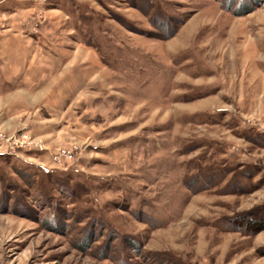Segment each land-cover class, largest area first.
<instances>
[{
	"label": "rangeland",
	"instance_id": "374dc122",
	"mask_svg": "<svg viewBox=\"0 0 264 264\" xmlns=\"http://www.w3.org/2000/svg\"><path fill=\"white\" fill-rule=\"evenodd\" d=\"M4 67L0 264H264V0H0Z\"/></svg>",
	"mask_w": 264,
	"mask_h": 264
},
{
	"label": "built area",
	"instance_id": "2783aa9c",
	"mask_svg": "<svg viewBox=\"0 0 264 264\" xmlns=\"http://www.w3.org/2000/svg\"><path fill=\"white\" fill-rule=\"evenodd\" d=\"M74 156L75 155L73 154V152H71L69 149H63L57 153L56 160L59 162H61L63 159L72 160Z\"/></svg>",
	"mask_w": 264,
	"mask_h": 264
},
{
	"label": "crops",
	"instance_id": "0c3cea01",
	"mask_svg": "<svg viewBox=\"0 0 264 264\" xmlns=\"http://www.w3.org/2000/svg\"><path fill=\"white\" fill-rule=\"evenodd\" d=\"M3 70H6L5 69V67L2 69V71L0 72V74H1V76H0V78L2 77V78H4L5 79V82L7 83V81H6V74L5 73H3ZM260 234H262V233H264L263 231H262V233L261 232H259ZM260 234H258L255 238H256V242L258 243L259 242V236H260Z\"/></svg>",
	"mask_w": 264,
	"mask_h": 264
},
{
	"label": "trees",
	"instance_id": "16d2710c",
	"mask_svg": "<svg viewBox=\"0 0 264 264\" xmlns=\"http://www.w3.org/2000/svg\"><path fill=\"white\" fill-rule=\"evenodd\" d=\"M264 230V225H262L258 230H257V233L261 232Z\"/></svg>",
	"mask_w": 264,
	"mask_h": 264
}]
</instances>
